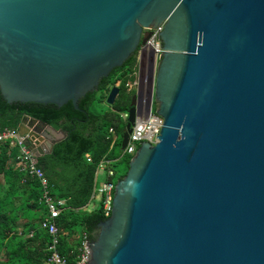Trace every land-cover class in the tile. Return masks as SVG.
<instances>
[{
    "label": "water",
    "instance_id": "obj_1",
    "mask_svg": "<svg viewBox=\"0 0 264 264\" xmlns=\"http://www.w3.org/2000/svg\"><path fill=\"white\" fill-rule=\"evenodd\" d=\"M151 29L162 128L116 182L88 264H264V0H0V97L79 110ZM16 133L36 160L68 137L32 118Z\"/></svg>",
    "mask_w": 264,
    "mask_h": 264
},
{
    "label": "trees",
    "instance_id": "obj_2",
    "mask_svg": "<svg viewBox=\"0 0 264 264\" xmlns=\"http://www.w3.org/2000/svg\"><path fill=\"white\" fill-rule=\"evenodd\" d=\"M137 54L107 79L96 92L86 94L75 110L69 102L61 108L36 104H6L0 97V131L16 130L25 118H32L68 137L54 145L52 153L37 160L54 200L65 201L66 208L57 219L60 233L58 251L69 261L75 257L84 235L91 242L97 225L106 220L100 209L87 212L94 189L95 174L102 160H117L113 135L124 132L136 83ZM119 94L108 111L94 105L103 103L111 88ZM110 130L113 133H110ZM121 152V151H120ZM128 169L130 156L121 153ZM123 156V157H122ZM18 150L0 143V264H47L50 237L40 228L46 217L40 202L41 188L36 180L16 166Z\"/></svg>",
    "mask_w": 264,
    "mask_h": 264
},
{
    "label": "built area",
    "instance_id": "obj_3",
    "mask_svg": "<svg viewBox=\"0 0 264 264\" xmlns=\"http://www.w3.org/2000/svg\"><path fill=\"white\" fill-rule=\"evenodd\" d=\"M148 39L144 45L140 47L139 58L145 57L147 66L151 70L153 63L157 60L162 53L159 43V30H148ZM153 62V63H152ZM137 82L131 87L135 88ZM139 94V93H138ZM141 102V103H140ZM127 115L123 116L126 119ZM163 120L152 112V103L149 101L148 93L143 99L139 96L137 101V117L134 126L128 136V141L123 153L126 156L132 157L137 151L141 143L147 142L151 145L157 142L156 137L159 136L162 128ZM110 133H113L110 130ZM0 143H8L10 147H16L18 150L17 167L21 172L27 174L29 178L36 180L41 187L40 202L44 205L46 210V217L41 221L40 228L47 232L50 237V244L48 245V260L47 264H88L89 263V244L90 241L86 235L83 236L80 247L77 249L75 257L69 261L65 256H62L58 251L60 233L57 227V219L65 210V201L54 200L51 196L48 182L45 179L42 171L37 168L36 160L32 157L28 150V143L24 137H19L16 130L5 129L0 131ZM113 144V142H112ZM111 162L102 160L96 172V181L91 195V202L96 197L99 198V208L105 219L109 218L112 211V201L114 194L115 173L110 169ZM103 170L106 173V181L99 187L97 186V173Z\"/></svg>",
    "mask_w": 264,
    "mask_h": 264
},
{
    "label": "rangeland",
    "instance_id": "obj_4",
    "mask_svg": "<svg viewBox=\"0 0 264 264\" xmlns=\"http://www.w3.org/2000/svg\"><path fill=\"white\" fill-rule=\"evenodd\" d=\"M148 71H149V67L147 66L146 59L145 57L141 56L138 62V71H137V77H136L137 85L138 84L139 85L133 88V90L135 94L136 92H138L139 96L142 99L146 96L145 85H146ZM94 107L95 109L101 112L103 111L105 112V111H108L111 106L107 105L106 100H105L103 103L99 105L95 104ZM152 112L153 114L155 113V106L153 105H152ZM121 137H122L121 135H117V136L113 135V143H116V145L118 144V146H120ZM121 153L122 152H120L119 147L115 148V154L117 156V160H115L114 162H111L110 164V169L115 173L114 182H117L119 179L123 178L128 171V169L126 168V165L123 163L122 158L120 156ZM123 155L125 154L123 153ZM105 181H106V173L105 171L100 170L97 175V186L99 187ZM98 208H99V198L96 197L94 201L90 202V204L86 207V211L92 212V211L97 210Z\"/></svg>",
    "mask_w": 264,
    "mask_h": 264
},
{
    "label": "flooded vegetation",
    "instance_id": "obj_5",
    "mask_svg": "<svg viewBox=\"0 0 264 264\" xmlns=\"http://www.w3.org/2000/svg\"><path fill=\"white\" fill-rule=\"evenodd\" d=\"M139 52V51H138ZM135 53V54H137V59L139 58V53ZM151 71L149 70L148 71V74H147V80H146V85H145V89H146V92L148 93V90H149V88H150V83H151ZM152 105L154 106V104L152 103Z\"/></svg>",
    "mask_w": 264,
    "mask_h": 264
},
{
    "label": "crops",
    "instance_id": "obj_6",
    "mask_svg": "<svg viewBox=\"0 0 264 264\" xmlns=\"http://www.w3.org/2000/svg\"><path fill=\"white\" fill-rule=\"evenodd\" d=\"M137 82V81H136ZM139 85V84H138ZM134 88V87H133ZM9 130V129H8ZM114 144V143H113ZM112 144V145H113ZM11 148H16V147H11ZM17 149V148H16ZM36 160V159H35ZM36 163H37V160H36ZM97 172V171H96ZM97 175H98V173H97ZM95 181H96V175H95V179H94V184H95ZM48 187H49V184H48ZM41 188V187H40ZM49 190H50V188H49ZM42 191V190H41ZM51 191V190H50ZM51 193V192H50ZM63 201V200H62ZM90 202H91V200H90ZM90 204V203H89Z\"/></svg>",
    "mask_w": 264,
    "mask_h": 264
},
{
    "label": "bare ground",
    "instance_id": "obj_7",
    "mask_svg": "<svg viewBox=\"0 0 264 264\" xmlns=\"http://www.w3.org/2000/svg\"><path fill=\"white\" fill-rule=\"evenodd\" d=\"M146 97V96H145ZM27 142V141H26Z\"/></svg>",
    "mask_w": 264,
    "mask_h": 264
}]
</instances>
